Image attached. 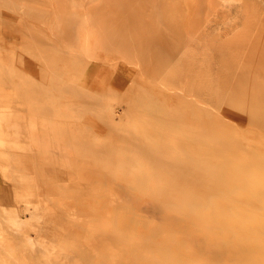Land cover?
Masks as SVG:
<instances>
[{
  "label": "rangeland",
  "instance_id": "rangeland-1",
  "mask_svg": "<svg viewBox=\"0 0 264 264\" xmlns=\"http://www.w3.org/2000/svg\"><path fill=\"white\" fill-rule=\"evenodd\" d=\"M245 70L264 78V0H0V264H112L150 243L143 144L172 140L182 103L242 129L226 101Z\"/></svg>",
  "mask_w": 264,
  "mask_h": 264
},
{
  "label": "bare ground",
  "instance_id": "bare-ground-1",
  "mask_svg": "<svg viewBox=\"0 0 264 264\" xmlns=\"http://www.w3.org/2000/svg\"><path fill=\"white\" fill-rule=\"evenodd\" d=\"M249 72L235 79L226 101L243 120L242 129L182 103L167 123L172 140L142 143L152 179L141 182L162 213L140 220L151 242L128 243L112 264H264V78ZM159 226L163 238H156ZM187 231L210 243L208 259L196 256ZM116 238L124 244L127 236Z\"/></svg>",
  "mask_w": 264,
  "mask_h": 264
}]
</instances>
